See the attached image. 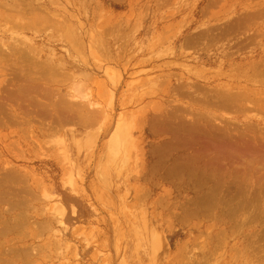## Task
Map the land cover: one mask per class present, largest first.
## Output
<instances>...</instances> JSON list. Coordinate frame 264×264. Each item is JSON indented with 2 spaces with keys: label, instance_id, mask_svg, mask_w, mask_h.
I'll list each match as a JSON object with an SVG mask.
<instances>
[{
  "label": "rangeland",
  "instance_id": "1",
  "mask_svg": "<svg viewBox=\"0 0 264 264\" xmlns=\"http://www.w3.org/2000/svg\"><path fill=\"white\" fill-rule=\"evenodd\" d=\"M25 2L34 3H24L23 14L36 10L24 18L38 23L42 15L45 22L33 30L11 23L13 34L0 25V41L20 46L13 57L0 48V264H119L122 252V261L129 252V224L139 215L166 234L170 246L157 264H264V165L240 161L241 173L247 163L253 172L245 177L232 166L227 176L213 158L220 145L264 149V0ZM48 21L62 28L55 31ZM71 28L81 36L72 39L74 49L65 40ZM47 63L61 70L52 74L50 66L46 99L35 91L39 98L51 102L57 93L58 104L69 102L73 86L87 80L91 99L111 113L96 144L78 143L71 129L93 137L97 126L56 127L48 110L10 91L27 83L21 64L28 66L25 73L36 67L42 75ZM132 111L139 115L131 125L136 149L130 145L133 151L121 154L128 160L116 163L122 180L104 181L107 133L113 119L122 114L130 120ZM192 155L200 159L176 172L178 162ZM232 170L241 177L226 181ZM57 207L67 209V218Z\"/></svg>",
  "mask_w": 264,
  "mask_h": 264
},
{
  "label": "bare ground",
  "instance_id": "2",
  "mask_svg": "<svg viewBox=\"0 0 264 264\" xmlns=\"http://www.w3.org/2000/svg\"><path fill=\"white\" fill-rule=\"evenodd\" d=\"M21 1H22V3H21ZM26 0H0V25H3V26H5V27H3L2 28V30L3 31H5V32H12L11 34H13V28H14V26H13V24L15 25V24H17L18 26H20V27H26V29H28L29 27H31V29L33 30V28L35 27V25L36 24H41V23H43V22H39V20H41V19H43L44 17L42 16V15H40L41 17H40V19H37L38 20V23H36V21H35V19H32L33 21H30V22H28V20L26 19V18H24L25 16H26V14H27V12L28 13H30V11H27V9H25L24 11L26 12L25 14H23V9L26 7H24L23 8V5H24V3L26 4L27 2H25ZM31 1V0H30ZM29 3L30 2H28L27 4L29 5ZM31 3H34V2H31ZM30 3V5H32ZM53 3V2H52ZM51 3V4H52ZM26 4V5H27ZM29 5V6H30ZM28 6V7H29ZM27 7V8H28ZM31 9L33 10V8L31 7ZM39 9V8H38ZM28 10H30V9H28ZM36 10V9H35ZM34 10V11H35ZM33 11V12H34ZM38 11V10H37ZM33 12L31 11V13L33 14ZM40 12V11H39ZM30 13V14H31ZM30 14H28L27 16H30ZM263 17V16H262ZM53 18V17H52ZM24 19H26L27 20V22H26V20H24ZM45 19L46 18H44V22H45ZM52 21H53V19H52ZM52 21H50L51 22V24H54V23H52ZM5 22H9L10 23V25H12V27L11 26H8V24L9 23H5ZM50 22L48 21V23H49V25H51L50 24ZM11 23H13V24H11ZM65 23V22H64ZM38 24V25H39ZM45 24H47V20H46V23ZM45 24H42L43 26L45 25ZM56 24V23H55ZM53 25V27H55V26H58V25H60L59 24V22H57V24L56 25ZM7 25V26H6ZM42 25H40V26H42ZM49 25H46V26H44V27H48ZM16 26V25H15ZM42 26V27H43ZM28 27V28H27ZM33 27V28H32ZM52 27V26H51ZM52 27V28H53ZM60 27H61V25H60ZM66 27V26H65ZM64 27V28H65ZM39 28V27H38ZM45 28V29H46ZM62 28V27H61ZM19 29V28H18ZM23 29V28H22ZM43 30H44V28H42ZM55 31H57V29H58V27L56 28L55 27ZM60 29V28H59ZM58 29V30H59ZM25 30V29H24ZM23 30V31H24ZM30 30V29H29ZM37 30V29H36ZM41 30V29H40ZM42 30V31H43ZM68 30V29H67ZM70 30V32L69 31H67V33H68V35L66 36V39L65 40H67V42L68 43H70V46L74 49L75 47L77 48V46L75 45V44H73V42H72V39L74 38H76V36L77 35H79L80 34V32L78 31V28L76 29V28H71V29H69ZM230 30H233V29H230ZM36 32V31H35ZM46 32V31H45ZM41 33V32H40ZM211 33V32H210ZM101 34V33H100ZM80 36V35H79ZM78 36V37H79ZM105 36V35H104ZM46 37V36H45ZM81 37V36H80ZM65 38V37H64ZM91 38V37H90ZM201 38V37H200ZM77 39H79V38H77ZM217 39V38H216ZM76 40V39H75ZM81 40V39H80ZM92 40H95V39H92ZM202 40V39H201ZM90 41V40H89ZM199 41V40H198ZM93 42H95V41H93ZM196 42V41H195ZM23 43V42H22ZM21 42H20V44H22ZM24 43H26V42H24ZM23 43V46L25 45ZM82 43V42H81ZM214 43V42H213ZM212 43V44H213ZM17 44H18V42H17ZM96 44V43H95ZM193 44V43H192ZM191 44V45H192ZM19 45V44H18ZM29 45V44H28ZM97 45V44H96ZM198 45V44H197ZM2 46V47H1ZM13 46H15V45H13ZM30 46V45H29ZM98 46V45H97ZM20 46H15V47H12V44L10 45H8V44H6L5 42H3V41H0V48H4L5 49V51L8 53V52H10V54L12 55V57L14 56V50H16V48H19ZM83 47V46H82ZM79 49H80V47H78ZM89 48H91V47H89ZM99 48H100V46H99ZM24 49V48H23ZM27 49V48H26ZM28 49H30V48H28ZM27 49V50H28ZM32 49H34L33 47H32ZM101 49V48H100ZM3 50V49H2ZM27 50H25V51H27ZM89 50H92V49H89ZM1 51V50H0ZM20 51V50H19ZM30 51H31V49H30ZM99 51V50H98ZM17 52H18V50H17ZM22 52H23V50H22ZM91 52H93V51H91ZM90 52V53H91ZM95 52V51H94ZM102 52V51H101ZM0 53H2V51L0 52ZM20 53V52H19ZM31 53H33V50L31 51ZM39 53V52H38ZM80 53V52H79ZM103 53V52H102ZM34 54V53H33ZM83 54V53H82ZM17 55V54H16ZM30 55V54H29ZM28 55V56H29ZM94 55H96V54H94ZM109 55H110V53H109ZM35 56V55H34ZM30 57V56H29ZM36 57V56H35ZM81 57V56H80ZM79 57V58H80ZM95 57H98V56H95ZM108 57V56H107ZM20 58V57H19ZM24 58H26L25 56H24ZM99 58V57H98ZM31 59V58H30ZM82 59V58H81ZM96 59V58H95ZM101 59V58H100ZM25 60V59H24ZM33 60V59H32ZM31 60V61H32ZM85 60V59H84ZM28 62L29 60H25V62ZM30 61V62H31ZM34 61H36V59H34ZM83 61V60H82ZM87 61H88V59H87ZM99 61V60H98ZM97 61V62H98ZM101 61V60H100ZM107 61V60H106ZM112 61H114V60H112ZM53 62V61H52ZM55 62H57V61H55ZM107 62H110L109 61V59H108V61ZM18 63H20V62H18ZM17 63V64H18ZM85 63H86V61H85ZM88 63V62H87ZM86 63V64H87ZM104 63V62H103ZM111 63V62H110ZM22 64H24V61L22 62ZM21 64V66H22V68H18L19 70L21 69L22 70V72H20L19 70H17V68L15 67V69L17 70V72L19 71L20 73H22V77L24 78V80H26L27 81V83L25 84L24 83V85H20L19 87H17V89H10V91H12L13 92V94L15 93V95L17 96L18 95V99L19 100H21V96L22 97H24V98H26L27 97V99L30 101V102H36V104H38L39 106H41L44 110H48L49 112V115L51 116V118H53V119H56V121H55V123H56V127L57 126H59L61 123H65V124H69L70 126H72V128L75 126V125H79V126H82V127H88V126H91V127H98L97 129H99V130H97V132H95V133H93V137H92V134L90 135V136H87V135H85V134H83V133H81V131L80 130H77L78 132H76V130L75 129H71V131L73 130V136H76V134H77V137H79V140H81V142H79L78 141V143H84V144H86V143H91V141L92 142H94L95 144H96V142H97V140H98V137H99V133H100V128L102 127V123L104 124L105 123V121L107 120V117H109V119H110V117H111V113L109 112L108 113V111L103 107V106H101V104L100 103H98V102H95V101H93L92 99H91V97H90V95L91 94H89L90 92H89V90L87 89L86 90V82H87V80L86 81H84V80H80L79 82H77L78 84L76 85H74L73 86V88H72V94H70V96L69 97H71V99L69 100V102L67 101V102H64V103H60L59 102V104L57 103L58 101V98L56 97L58 94L56 93V96H55V94L53 93H49V94H52V96H53V99H52V101L50 102V101H44L43 100V98H39L38 97V94L37 93H40V94H42L43 96H44V98L46 99V94L48 93V92H46V88H47V90H48V87H50L49 85H47L46 83H45V81H44V76L46 77V78H49L50 76H52L51 75V73L50 72H52V74L53 73H55V74H57L56 72H53L54 71V69L57 67V65H56V67L54 68V66H52V65H54L53 63H49V64H52V65H50V66H52V69H51V67L49 66V64H48V66L50 67V68H45L46 70H48V72H46L45 70L43 71V72H46L47 74H48V77L46 76L47 74L45 73V74H42L41 75V73L40 74H38L37 72V69H36V67H35V69H34V71H31V70H33V68H31V70H30V72L31 73H29V71H28V73H25V71L24 70H26V68L28 69V66L26 67L25 66V68L23 67L24 65H22ZM27 64H29V63H27ZM32 65L34 64V63H31ZM30 64V65H31ZM39 64H40V62H39ZM44 64H46L45 62H44ZM83 64H84V61H83ZM96 64V63H95ZM1 65V64H0ZM16 65V64H15ZM19 65V64H18ZM60 65H62V64H60ZM59 65V66H60ZM17 66V65H16ZM37 66V65H36ZM2 67V66H1ZM5 66H3L2 68H4ZM8 67V66H7ZM10 67V66H9ZM30 68V67H29ZM54 68V69H53ZM60 68V67H59ZM58 67H57V70L55 69V71H57L58 72V70H61V69H59ZM6 69V68H5ZM9 69V68H8ZM12 69V68H11ZM42 68H40V70H41ZM50 69L52 70V71H50ZM39 70V71H40ZM50 71V72H49ZM14 72H16V71H14ZM62 72V71H61ZM61 72H59L60 74H58V75H61V79L62 78H64V76H63V73H61ZM91 72H93V71H88V72H85L87 75H86V77H89V76H91ZM10 73V72H9ZM12 74V75H11ZM11 74H9L8 75V72H7V74L6 75H8V76H15L14 74H16V73H11ZM18 74V73H17ZM16 74V75H17ZM37 74H38V76H37ZM49 74H50V76H49ZM54 74V75H55ZM76 74V73H75ZM117 74V73H116ZM19 76H20V78H21V75L20 74H18ZM17 75V76H18ZM54 75H53V78H51V79H54L55 77H54ZM57 75V76H58ZM72 75V74H71ZM16 76V77H17ZM18 76V77H19ZM74 76H72V78H73ZM261 77V76H260ZM14 78L15 77H11V79H13L14 80ZM20 78H18V79H20ZM58 78V77H57ZM150 78V77H149ZM59 79H60V77H59ZM59 79H57L56 81H58ZM60 79V80H61ZM74 79V78H73ZM12 80V81H13ZM63 80V79H62ZM61 80V81H62ZM148 80V79H147ZM168 80V79H167ZM8 81H9V78H8V80H7V83H8ZM49 81H51V80H49ZM49 81H48V84H49ZM54 81H55V79L52 81V83H54ZM11 82V81H10ZM59 82V81H58ZM162 83V82H161ZM164 83H166V82H164ZM28 84H31V85H28ZM33 84V85H32ZM59 84V83H58ZM17 85V84H16ZM38 85V86H37ZM53 85V84H52ZM159 85V84H158ZM262 85V84H261ZM7 86V85H6ZM42 86V87H41ZM155 86V85H154ZM13 87V86H12ZM52 87V86H51ZM151 87H153V86H151ZM10 88V87H9ZM15 88V87H14ZM155 88V87H154ZM150 89V88H149ZM153 89V88H152ZM2 90V89H1ZM7 90V89H6ZM49 90H51V88L49 89ZM52 90H53V87H52ZM51 90V91H52ZM57 90H59V89H57ZM162 90V89H161ZM9 91V90H8ZM9 91V92H10ZM37 93H36V92ZM55 92H58V91H55ZM135 92V91H134ZM31 93H33V94H31ZM111 93H112V91H111ZM151 93V92H150ZM62 94V93H61ZM142 94V93H141ZM151 94H154V93H151ZM150 94V95H151ZM149 95V94H148ZM234 95V94H233ZM260 95V94H259ZM51 96V95H50ZM222 96V95H221ZM226 96H228V95H226ZM235 96V95H234ZM248 96V95H247ZM8 97L10 98V96L8 95ZM15 97V96H14ZM14 97L12 98V99H14ZM141 97V96H140ZM144 97V96H143ZM148 97V96H147ZM155 97V96H154ZM153 97V98H154ZM220 97V96H219ZM223 97V96H222ZM230 97V96H229ZM2 98V97H1ZM47 98L49 99V96L47 95ZM51 98V97H50ZM111 98H113V96L111 97ZM136 98V97H135ZM145 98V97H144ZM235 98V97H234ZM233 98V99H234ZM137 100H138V98H136ZM135 99V100H136ZM224 99V98H223ZM226 99V98H225ZM231 99V98H230ZM245 99H246V97H245ZM245 99L244 100H242L243 102L245 101ZM249 99V98H248ZM55 100H56V102H55ZM221 100V99H220ZM10 101V100H9ZM66 101V100H65ZM146 101V100H145ZM226 101V100H225ZM247 101V100H246ZM11 102H13V101H11ZM26 102H28V101H26ZM63 102V101H62ZM227 102H229V101H227ZM232 102V101H231ZM25 103V102H24ZM152 103V102H151ZM149 104V105H152V104ZM242 103V102H241ZM21 104V103H20ZM231 104V103H230ZM7 105V104H6ZM22 105V104H21ZM21 105H20V107H21ZM47 107H46V106ZM23 106V105H22ZM153 106V105H152ZM222 106V105H221ZM229 106V105H228ZM16 107V106H15ZM19 107V106H18ZM26 107V106H25ZM123 107V106H122ZM146 107H147V105H146ZM145 107V108H146ZM149 107V106H148ZM233 107V106H232ZM140 109V108H139ZM148 109V108H147ZM13 110V109H12ZM19 111L21 110V109H18ZM14 111V110H13ZM113 111H116L115 110V107H114V110ZM137 111V110H136ZM139 111V110H138ZM137 111V112H138ZM142 110H140V112H141ZM156 111V108H152V110H151V112H155ZM18 112V111H17ZM23 112V111H22ZM29 112H30V110H29ZM137 112H135V110H134V113H137ZM139 112V113H140ZM47 113V112H46ZM113 113V112H112ZM133 113V111L130 113V114H132ZM120 115V114H119ZM133 115V114H132ZM136 115V116H135ZM114 116V115H113ZM131 116V115H130ZM134 116V117H133ZM133 116H131V118H129L130 120H127L125 117H127V115H122L121 114V116L119 117L118 116V118H115V119H113V127L109 130V132L107 133V141H106V143L104 144V151H103V153L105 152L106 153V157H105V160H104V162H103V165L101 166L102 168V174H101V177L100 178H102V179H104V181L105 180H107V181H118V180H122V178L124 177V175L122 174V166H119V165H117V168H116V163H117V161L118 160H120L121 159V161H119L122 165H123V163L124 162H126L127 160H128V157L126 156V155H124V157H122L121 156V154H124L123 152H126V151H130V145H132V147H134V139H133V137H132V131L133 130H131V125H132V123H133V118L134 119H136L135 117H137V114H134ZM138 117H139V115H138ZM138 117H137V119H138ZM112 118V117H111ZM54 122V121H53ZM12 123V122H11ZM14 123V122H13ZM189 122H187V124H188ZM191 123V122H190ZM190 123H189V125H190ZM195 123H197V122H195ZM45 125V124H44ZM63 125V124H62ZM194 125V124H193ZM198 125V124H197ZM64 126V125H63ZM66 126V125H65ZM191 126H192V124H191ZM69 127V126H68ZM76 127V126H75ZM74 127V128H75ZM103 127H104V125H103ZM133 127H134V125H133ZM132 127V128H133ZM195 127H197V126H195ZM194 126H193V128H195ZM136 128V127H135ZM135 128H134V130H135ZM186 128V127H185ZM56 129V128H55ZM138 129V128H137ZM137 129H136V131H137ZM181 130H183V128L181 129ZM195 130H197L196 128H195ZM75 131V132H74ZM96 131V130H95ZM135 131V132H136ZM198 131V130H197ZM200 132V131H199ZM133 133H134V131H133ZM187 133V132H186ZM198 133V132H197ZM201 133V132H200ZM212 133V132H211ZM96 134V135H95ZM184 134V133H183ZM188 134V133H187ZM187 134H186V136H187ZM191 134V133H190ZM70 136L68 137V139H72V138H75V137H71V134H69ZM189 135V134H188ZM184 136V135H183ZM200 136V135H199ZM211 136V135H210ZM210 136H208V137H210ZM71 137V138H70ZM93 138V140H91L92 138ZM94 137H95V139H97V140H95L94 139ZM130 137H131V139H130ZM190 137V136H189ZM197 137V136H196ZM195 137V138H196ZM192 139H193V137H192ZM199 139V138H198ZM197 139V140H198ZM136 140V139H135ZM74 141V140H73ZM75 141H76V139H75ZM74 141V142H75ZM192 141V140H191ZM194 141H195V139H194ZM221 141H223V140H221ZM231 141V140H230ZM72 142V141H71ZM210 142V141H209ZM77 143V144H78ZM136 143V142H135ZM191 142H189V144H190ZM193 143V142H192ZM254 143V142H253ZM75 144H76V142H75ZM188 144V145H189ZM196 144V143H195ZM194 144V145H195ZM214 144H216V143H214ZM223 144V143H222ZM247 144V143H246ZM252 144V143H251ZM225 145V144H224ZM254 145V144H253ZM75 146V145H74ZM136 146H137V144H136ZM236 146V145H235ZM72 147H73V145H72ZM190 147V146H189ZM213 147V146H212ZM211 147V148H212ZM222 146L220 145V149H214V153H213V158H216L217 159V161H218V163H220V166L218 167L219 169H221V171L223 170L222 169V166H221V164L222 165H224L223 166V168L225 167V170H224V175H227L228 176V173H229V170L232 168V166H235L234 168H235V170L236 169H238V170H240V173H241V169L239 168V162L240 161H244V163H245V161L246 162H256V161H258L259 160V164L261 165H258V166H260V167H262V165H264V161H262V160H264V149L263 150H256V149H254L253 150V148L252 149H222L221 148ZM224 147V146H223ZM256 147V146H255ZM258 147V146H257ZM75 149H76V147H74ZM130 148V149H129ZM214 148V147H213ZM229 148V147H228ZM236 148V147H235ZM246 148V147H245ZM248 148V147H247ZM261 148V147H260ZM264 148V147H263ZM133 149V148H132ZM131 149V150H132ZM134 149H136V147H134ZM190 149H191V147H190ZM75 151V150H74ZM80 151H82V150H80L79 149V151L78 152H80ZM133 151V150H132ZM137 150H135V152H136ZM196 151H198V150H196ZM210 151V150H209ZM213 151V150H212ZM212 151L209 153V155L212 153ZM134 152V153H135ZM200 152V151H199ZM202 152V151H201ZM75 153V152H74ZM127 153V152H126ZM125 153V154H126ZM197 153V152H196ZM196 153H194V155L196 154ZM81 154V153H80ZM129 154V153H128ZM204 154H205V151H204ZM79 155V154H78ZM136 155H138V154H136ZM194 155H192L189 159H186V160H181V162H178V163H180V165H178V168L175 170L176 172H177V170L178 169H183V171H185V169L184 168H186V166H187V163L191 160H193L192 161V163L193 162H196V161H194V160H199L200 158H201V153L197 156V158L198 157H200L199 159H197ZM80 156V155H79ZM186 156V155H185ZM185 156H183L182 158H184ZM204 156V155H203ZM202 156V157H203ZM207 156V155H206ZM75 157V156H74ZM127 157V158H126ZM165 157V156H164ZM78 158V157H77ZM120 158V159H119ZM205 158V157H204ZM80 159H81V157H80ZM79 159V160H80ZM166 159H168V158H166ZM181 159V158H180ZM125 160V161H124ZM262 162H261V161ZM177 161H178V159H177ZM191 161H190V163H191ZM212 161V160H211ZM174 162V161H173ZM254 162V163H255ZM176 163V162H175ZM189 163V164H190ZM254 163H253V165H254ZM261 163H263V164H261ZM185 164H186V166H185ZM209 164V163H208ZM249 164H251V163H249ZM249 164L247 163V165H246V167H244L243 166V170H242V173L241 174H243V176H245V174H246V176H248V173L249 172H253V170H251L250 171V169H248L247 167L249 166ZM252 165V164H251ZM213 166H214V163H213ZM216 166V165H215ZM221 167V168H220ZM188 168V167H187ZM200 168V167H199ZM198 167L197 168H195V169H199ZM206 168H208V166L206 167ZM218 168H216V173H218L219 172V169ZM117 169H119L118 171H121V172H119V173H116V171L115 170H117ZM191 169H192V167H191ZM190 169V170H191ZM214 169V168H213ZM260 170V169H263V167L262 168H257V167H255L254 168V170ZM201 170V169H200ZM248 170H249V172H248ZM101 171V170H100ZM132 171V170H131ZM183 171H181L180 170V172H183ZM197 171V170H196ZM204 171H205V169H204ZM220 171V172H221ZM234 170H232L231 171V176H230V178H226V181H231V179L233 178H237L238 176H240L241 174H239V175H234L235 173L233 172ZM237 171V170H236ZM103 172H106L107 174L106 175H104V173ZM190 172V171H189ZM234 174H233V173ZM244 172V173H243ZM247 172V173H246ZM101 173V172H100ZM200 173V172H199ZM202 173V172H201ZM209 173H210V171H209ZM215 173V174H216ZM97 174V173H96ZM204 174V173H203ZM236 174H238V171L236 172ZM100 175V174H99ZM179 175H181V174H179ZM196 175V174H195ZM213 175V174H212ZM221 175V174H220ZM250 175V174H249ZM175 176V175H174ZM234 176H236V177H234ZM245 176V177H246ZM262 176H264V175H262ZM261 176V177H262ZM193 177V176H192ZM212 178H213V176H211ZM210 177V178H211ZM223 177V176H222ZM221 177V178H222ZM241 177V176H240ZM99 178V179H100ZM190 178V177H189ZM239 178V177H238ZM237 178V179H238ZM207 179V178H206ZM248 179V178H247ZM239 180V179H238ZM237 180V181H238ZM245 180H246V178H245ZM256 180V179H255ZM220 181V180H219ZM236 181V180H235ZM248 181H253V179H252V177L250 178V179H248ZM261 181V180H260ZM233 183V182H232ZM239 183V182H238ZM216 185V184H215ZM118 186H116V191H115V193L118 191V194L119 195H123L124 194V192L125 191H122V189H120L119 187L117 188ZM123 188V187H122ZM114 190H115V187H114ZM243 191V190H242ZM123 193V194H122ZM210 192H208V194H209ZM128 194V193H127ZM259 194V193H258ZM127 196H129V195H127ZM257 197V196H256ZM118 198V197H117ZM123 197H121V199H122ZM258 198V197H257ZM121 199H120V201H121ZM125 199H126V197H125ZM142 199V198H141ZM117 201V200H116ZM119 201V200H118ZM123 201V200H122ZM122 201L121 202H119V204H122ZM125 201V200H124ZM200 201V200H199ZM107 202V201H106ZM212 202V201H211ZM109 203V202H108ZM257 203V202H256ZM61 206V205H60ZM106 206H108V205H106ZM112 206H113V203H112ZM119 206V205H118ZM121 206V205H120ZM207 206V205H206ZM116 207V206H115ZM121 208V207H120ZM208 208V207H207ZM67 210V209H66ZM65 209H63L62 207L61 208H59V207H57V213L59 212V214L61 215V217H63V218H65L68 214H67V211H66ZM120 210V209H119ZM121 211V210H120ZM205 214V213H204ZM63 218H61L62 219V221L65 223V221H64V219ZM67 218V217H66ZM138 220L135 222L134 221V224H129L130 226V228H128L129 229V239L130 240H128V242L130 243L127 247H128V249H126V247H124V249H126V250H128L129 252H127L126 250V253L128 254H126L125 253V255H126V257H125V259L123 260L124 261V264H157V260H161V259H163V253H164V251H166L167 250V248L170 246L169 245V243H168V240H167V238H166V234L165 233H162V230H161V228L160 227H158V225H156V224H154L150 219H149V217H147V216H144V215H139L138 217ZM136 218V219H137ZM118 221V220H117ZM118 223V222H117ZM116 224V223H115ZM127 225V224H126ZM115 226V225H114ZM118 226V225H117ZM122 226V225H121ZM124 226V225H123ZM128 226V225H127ZM126 227V226H125ZM115 228V227H114ZM119 228V227H118ZM121 228V227H120ZM119 228V229H120ZM116 229V228H115ZM114 231V230H113ZM112 231V232H113ZM115 231H117V230H115ZM113 232V233H116V232ZM4 232V231H3ZM119 232V231H118ZM117 232V233H118ZM122 232V231H121ZM165 232V231H164ZM5 233H6V231H5ZM128 233V232H127ZM263 234V233H262ZM113 235V234H112ZM117 235V234H116ZM120 235H121V233H120ZM120 235H118V237H120ZM117 238V237H116ZM118 239V238H117ZM117 241V240H116ZM119 241V240H118ZM127 241V240H126ZM125 241V243H127ZM61 244V243H60ZM114 244V243H113ZM112 244V245H113ZM58 245V244H57ZM111 245V246H112ZM118 245V244H117ZM127 244H125V246H126ZM59 246H61V245H58V247ZM3 247V246H2ZM63 247V246H62ZM115 249V248H114ZM118 249V248H117ZM110 250V249H109ZM124 251V250H123ZM117 252H119V251H117ZM9 253V252H8ZM117 254V253H116ZM123 252H122V256H121V260H120V263H121V261H122V257H123ZM165 254H167V251H166V253ZM238 254V253H237ZM2 255V254H1ZM162 255V256H161ZM115 256H118V255H115ZM110 257H111V255H110ZM234 257V256H233ZM119 258H120V256H119ZM164 258H165V256H164ZM235 258V257H234ZM111 259V258H110ZM116 259H117V257H116ZM115 260V259H114ZM113 260V261H114ZM112 261V260H111ZM122 261V262H123ZM117 263H118V261H116ZM115 262V263H116ZM119 263V264H120ZM110 264V263H109ZM123 264V263H122Z\"/></svg>",
  "mask_w": 264,
  "mask_h": 264
}]
</instances>
